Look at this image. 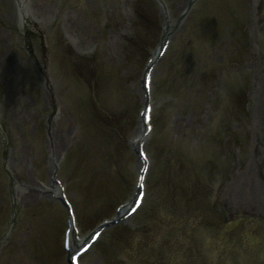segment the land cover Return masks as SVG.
Instances as JSON below:
<instances>
[{
  "label": "rangeland",
  "instance_id": "obj_1",
  "mask_svg": "<svg viewBox=\"0 0 264 264\" xmlns=\"http://www.w3.org/2000/svg\"><path fill=\"white\" fill-rule=\"evenodd\" d=\"M25 1L41 22L29 40L16 0H0V264H68L62 248L66 211L37 191L40 182H49L54 133L65 136L57 152L66 159L59 177L77 198L82 236L131 200L144 62L169 26L168 54L153 72L155 129L145 144L151 158L145 204L130 226L120 223L106 231L84 263L148 264L159 254L152 264L173 258L182 264H230L236 255L247 264H264V0H196L179 28L187 0H161L166 13L159 0ZM139 4L149 23L137 15ZM130 39L142 50L134 51ZM39 42L50 46L46 63ZM69 50L94 57L99 78L106 77L103 87L110 86L100 103L116 107L122 119L109 122L111 112L92 103L93 79L83 69L69 71L80 61L68 60ZM188 57L193 67L177 71ZM202 69L208 81L197 85L198 75L190 73ZM123 87L130 102L118 107L111 94ZM109 196L115 203L103 205ZM39 203L60 226L50 248L42 240L32 242ZM13 209L16 221L7 234ZM236 214L262 222L256 228L262 242L253 253H242L231 237L221 239ZM225 241L230 246L217 251ZM110 242L114 252L104 256L102 247Z\"/></svg>",
  "mask_w": 264,
  "mask_h": 264
},
{
  "label": "bare ground",
  "instance_id": "obj_2",
  "mask_svg": "<svg viewBox=\"0 0 264 264\" xmlns=\"http://www.w3.org/2000/svg\"><path fill=\"white\" fill-rule=\"evenodd\" d=\"M52 7L51 6H49L48 7V14L49 15H51L52 14ZM74 20V19H73ZM77 23V21H75V23L74 24H76ZM155 57H154V60H153V63L155 62ZM138 133H139V137H142V135H143V132H142V130H141V126L139 127V130H138ZM61 135H62V132H61ZM57 136L56 138H55V141H54V148H55V150L56 151H59V150H61L62 148H63V136ZM58 161V160H57ZM55 162H56V160H55ZM49 186H50V184H49ZM50 190L48 191V192H50L51 194L52 193H54V194H57V191H56V186L53 184V185H51L50 186ZM236 189V188H235Z\"/></svg>",
  "mask_w": 264,
  "mask_h": 264
}]
</instances>
